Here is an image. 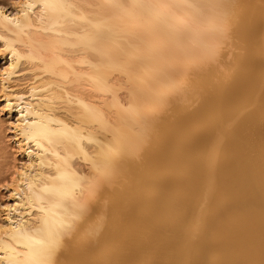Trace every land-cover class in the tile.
<instances>
[{
	"label": "bare ground",
	"instance_id": "obj_1",
	"mask_svg": "<svg viewBox=\"0 0 264 264\" xmlns=\"http://www.w3.org/2000/svg\"><path fill=\"white\" fill-rule=\"evenodd\" d=\"M243 3L241 0H0V59H6L5 65L0 68V264H116L120 250L114 243L115 200H120L124 210L127 199H131L129 196L136 195L138 189L134 187V181L138 178L133 175L132 168L138 167L141 170L147 166L146 170L148 168L151 170L153 167H148L149 164L161 163L160 156L163 154L156 153L160 154L162 149L164 150L162 152H165L171 144L166 146L167 148L164 147L166 149L160 148V140L164 136L172 137L164 130H170L174 124L175 129L181 125L180 123L177 125L179 120L176 122L172 119L180 118V122L183 120L189 125L191 120L199 116L215 115L220 119L216 125V133L219 136L223 135L222 138L226 142L224 144L225 140L212 138L219 142V145L215 142L218 146H211L213 150L218 151L216 147L224 144L231 153L239 156L243 152L251 151L264 157V115H256L253 120H245L243 126L234 130L230 128L228 122L237 114L241 117L240 107L234 105L236 100L244 96L250 98V95H253L251 93L259 90H255V87L264 89L263 77L255 76L257 80L253 81L256 86L253 87L254 83L250 85L249 76L252 78L255 73L251 72L252 68L246 67L244 61L247 56V61L249 57L250 61L257 63L254 48L250 51L248 46L260 36L255 30L258 26H255V29L252 27L254 34L247 27L253 22L251 18L257 20L261 14L259 9L257 7L254 9L253 6V8L249 6L253 10L251 14L248 12L249 15L243 14L242 9L247 6ZM256 33V37L253 36ZM239 44L248 45L244 47L245 49L248 47V51ZM186 76H190L188 78L190 81L182 84ZM206 83H208L206 87L209 86L208 89L211 91L213 88L215 92L208 95L203 102L200 101V105L195 106L197 109L192 108L194 111L186 110L182 103L197 96L195 92L203 89L204 94L208 93H206L208 89L204 91L203 87ZM250 86L253 89L251 91ZM263 92L264 90L257 92L258 97L260 93L263 95ZM249 98L245 106L250 102ZM259 103L264 107L263 97ZM153 108L154 111L159 110L158 113L155 112L156 115L154 111L151 113ZM3 114L10 118H7V115L4 118ZM7 131L12 133L11 138ZM167 132L173 134V129ZM179 141L178 139L177 142ZM142 143L147 144L145 147L148 152L137 159L140 152L134 149L140 147L139 144L142 146ZM142 152L143 150L140 154ZM211 152L214 155L215 151ZM133 154H137L134 157L137 160H132ZM211 161L214 162V158ZM205 168L208 169L209 166ZM205 168L203 167L204 170ZM130 170L133 173L129 176L137 178L131 179L129 183L134 187L130 189L131 191L127 183L129 177L127 173ZM212 170L205 173L212 174ZM213 173L215 174L214 171ZM208 174L203 180L210 179ZM153 176H148V179H155ZM199 179H195L196 183L200 181ZM138 180L140 182L141 178ZM208 182H205L207 185L203 187L209 188L210 185L213 187L211 181ZM259 182L257 180L254 184L255 188L259 186ZM117 183L122 186H118ZM259 184L264 186L262 182ZM170 185L175 186L170 183L167 187H171ZM116 186L124 187L123 191L118 189L117 194ZM245 187L242 189L246 190ZM252 188L251 192L254 194L256 191ZM187 189L189 193L190 188ZM259 189L264 191L261 187ZM243 190L240 193H244ZM138 191L142 193V190ZM202 193L209 192L207 190ZM245 194L243 197H246L242 201L243 209H238L240 211L238 216L241 215V219L250 222L253 236L250 241L248 240L250 243L248 249L240 244L238 255L231 257V260L237 263L264 264V225L261 222L264 217L263 197L253 196L252 193L247 197ZM261 196H264L263 192ZM255 197L257 200L260 198L262 203L260 201L256 203ZM237 199L239 201V197ZM240 201L238 205H241ZM185 205L187 207L188 204ZM197 205V210H201L199 204ZM211 208L209 210L213 212L214 209ZM235 208L231 209L233 210L231 212H234ZM202 209L205 214L207 207ZM198 213L200 215V211ZM159 216L161 217L158 215L155 223L153 222L156 226ZM191 216L194 214L191 213ZM189 217L186 219L191 220ZM159 225L161 227L162 223ZM191 227L190 224V229ZM191 232L193 231L190 230ZM146 233L142 232V236ZM161 233L155 236L160 238ZM173 238H169L168 241ZM244 238L245 236H242L241 239ZM123 240L127 239L124 237ZM158 240L149 242L148 249L153 250L159 245L164 249L161 245L163 243L159 244ZM138 244L134 246L135 249ZM166 245L168 246V243ZM144 246L140 245L141 249ZM170 248L168 249L172 250L173 247ZM157 253L154 259L148 257L149 264L163 262H160L159 258H163L162 251ZM197 255L202 263L205 258L202 260L200 258L204 255ZM136 256L139 257V254Z\"/></svg>",
	"mask_w": 264,
	"mask_h": 264
},
{
	"label": "rangeland",
	"instance_id": "obj_2",
	"mask_svg": "<svg viewBox=\"0 0 264 264\" xmlns=\"http://www.w3.org/2000/svg\"><path fill=\"white\" fill-rule=\"evenodd\" d=\"M245 1L247 2L246 4H245ZM256 1V2H255ZM241 2L244 4V5H247V6H244V10L242 9V11H243V14H246V15H249V14H251V11H253L252 10V8L254 7V9H255V7H257V9H259V13L261 14V15H259V17H257L256 19L257 20H255V19H252L251 18V22H252V20H253V22H252V24L254 25H249L247 28H250L251 30H252V33H253V28L252 27H254V29H255V26H258V27H256V31L259 33V37H257V39L256 40H254L253 42H252V46L250 45V46H248V45H246V46H248V47H250L249 49H250V51H252V48H254V53H258L257 55L255 54V57H256V61H257V63L255 62V64L253 63V61H250V59H249V57H248V61H247V56H246V58H245V60L244 61H246V67L247 68H249V69H251L252 68V70H251V72H253L254 71V73H252V74H254V75H252V74H250V75H252V78L249 76V83H251L250 85L252 86V84L254 83V85H253V87H255L256 85H255V81L257 80V79H255V76H256V78L257 77H263L264 78V65H262V63L264 64V0H241ZM250 2V3H249ZM254 4H253V3ZM259 3V4H258ZM258 5H259V8H258ZM252 7V8H250V7ZM249 9V10H248ZM251 9V10H250ZM241 11V9H240V13L242 12ZM246 11V13H244ZM261 11V12H260ZM249 14H248V13ZM261 17V18H260ZM259 19V20H258ZM248 21L250 20V19H247ZM255 20V21H254ZM257 21V22H256ZM250 22V23H251ZM258 23V24H257ZM258 28V29H257ZM259 30V31H258ZM255 31V32H256ZM263 31V32H262ZM254 34V33H253ZM256 35H257V33L255 34V35H253V36H255L256 37ZM263 35V36H262ZM262 36V37H261ZM263 41H262V40ZM257 41H259V42H257ZM256 42H257V44H256ZM260 42H261V44H260ZM242 44H244V43H242ZM256 44V45H255ZM240 45V44H239ZM246 46H241L240 45V47H246ZM248 47H247V49H248ZM257 48V49H256ZM259 48V49H258ZM242 49V48H241ZM240 49V50H241ZM245 49V48H244ZM244 49H242V50H244ZM247 49H245V51L247 50ZM248 51V50H247ZM256 51V52H255ZM259 51V52H258ZM242 52V51H241ZM244 52V51H243ZM245 53V52H244ZM245 55H247V54H245ZM249 56V55H248ZM263 56V57H262ZM261 57V58H260ZM1 61H0V68L2 67V66H4L5 65V61H6V59L4 60V59H0ZM3 60V61H2ZM250 61V62H249ZM248 62V63H247ZM251 64V65H250ZM250 65V66H249ZM258 65H260V67L258 66ZM230 66V65H229ZM258 68H257V67ZM256 68V69H255ZM254 69V70H253ZM260 75H259V74ZM262 73V74H261ZM190 76H186V77H184V81L183 82H181L182 84H187V83H189V81H190V79H188ZM211 78H214V77H211ZM187 79H188V81H187ZM187 82H186V81ZM250 80H252V81H250ZM253 80H255V81H253ZM263 81V87H264V79H262ZM258 81H260L259 79H258ZM261 82V81H260ZM261 82V83H262ZM208 85V83H206V84H204L203 85V87H205L204 88V91L206 90V88L208 89V87H206ZM251 86L249 87L250 89V91L251 90H253V89H251ZM203 87H201V88H203ZM263 87H262V89H263ZM255 90L256 89H259V90H257V91H254L253 93H251V94H253V95H250V98L249 97H241V98H239L238 100H236L235 102H234V105H237V106H239L240 107V109H241V112L239 113L240 115H241V117H239L238 116V114L236 115V116H234L232 119L234 120H232V119H228L229 121L228 122H230V128L231 129H237L239 126H243L242 124L244 123L245 124V120H247V121H249V120H253L255 117H256V115L257 116H262V115H264V107H261V105H260V103H259V101L262 99V97L264 98V94L262 95V93H260L261 95H259L260 97H258V93H259V91L261 92V91H263V90H260L261 89V87H258V88H254ZM202 91V92H201ZM211 91V89H208L207 91H206V93L207 94H204V92H203V89H200V91L198 90V92H195V95H197V96H194V97H192L191 98V100L190 101H186V102H183L182 104L183 105H185V108H186V110H188V111H194V109H197V107L200 105V101L201 102H203V100L206 98V97H208V95L210 96L211 94H213V92H215V90L212 88V91ZM256 92V94H254ZM258 92V93H257ZM198 93V94H197ZM202 93H203V95L204 96H202ZM210 93V94H209ZM250 93V92H249ZM264 93V92H263ZM206 95V96H205ZM254 95H256V96H254ZM254 96V98H252ZM198 97H200V98H198ZM203 97V98H202ZM247 98H249L250 99V102H247V106H245L246 105V100H247ZM197 99H199V101L197 100ZM193 100V101H192ZM253 101V102H252ZM193 103V104H192ZM240 104V105H239ZM197 105V107L195 108V106ZM242 105H243V108H242ZM249 107V108H248ZM189 108V109H188ZM191 108V109H190ZM192 108H194V109H192ZM248 108V109H247ZM156 109V108H155ZM245 109V110H244ZM250 110V111H249ZM154 111V108L152 109V111H151V113ZM158 112H159V110H157ZM156 110L154 111V113L155 112H157ZM185 110H184V108H183V112H184ZM244 111V113H245V115H243L244 113H242ZM157 112V113H158ZM153 113V114H154ZM157 113H155L154 115H156ZM256 113V114H255ZM7 115V114H6ZM6 115H4L3 114V116H4V118H6L7 116ZM249 115V116H248ZM246 116V117H245ZM252 116V117H251ZM237 117V119H235ZM7 118H10L9 116L7 117ZM248 118V119H247ZM206 119V120H205ZM218 119V120H217ZM173 121H176V122H178V120H179V122H178V124L177 125H179V123L181 124L180 126H178V130L177 129H175L174 128V126H175V124L173 125V127H170L171 129L170 130H168V129H165L164 131H172V129H173V134H171V132H165L166 134L167 133H169L172 137H166V136H164V137H166V138H161V142H160V148H164V147H168L169 146V144H171L170 146L172 147H168V149L165 151V152H162V151H164L163 149L161 150V149H159V150H161V153L160 154H158V152L156 153V155H161V154H163V155H161L160 157H161V163H159V165H155V164H153V165H148V167L150 166L152 169L151 170H149L150 168H148L147 170H148V172H147V170H146V168H147V166H145L143 169H141V170H139L138 169V167L137 168H132L131 170H134L133 172L130 170V171H128V175L127 176H129L130 175V173H133V175L135 176H137V178L138 179H140L141 178V180H140V182H139V180L137 179V178H135L132 174V177H134V179L133 178H131V176H129L127 179V183H128V185H129V183L131 182V179H133V180H135V179H137V180H135L134 181V187H137L136 188V190L138 189V190H142V193H140L138 190V193H137V191H136V195H134V194H132V195H130L129 197H131V199L130 198H128L127 199V203H126V208L124 209V210H122V208H124L123 207V204L120 202V200L118 199V200H115V221H114V243H115V245H117V247L119 248V250H120V252H119V254H118V257H117V259H116V264H118L119 262V264H125V263H127V264H133V262H135L134 264H138V262H140L139 264H149V259H154L155 257H156V255L158 254L157 253V251L158 252H160L161 253V251H162V253L161 254H164V255H162L163 256V258L161 259V257H159L160 258V262L161 261H163V262H161V263H159V264H246L245 262H239V263H237V262H233L232 260H231V257H233L234 255H236L237 253H239V251H238V247H239V245L241 244L242 245V247H245V248H247L248 249V247H249V245H250V243L248 242V240L250 241V239L252 238V236H253V234L251 233V231L250 230H252L251 229V224H250V222L249 221H244L243 219H241V215H240V217L238 216L239 214L238 213H240V209H243L242 208V205H243V203L244 202H242L244 199H245V197L246 196H244L243 197V195L245 194V192H246V194H247V197L249 196L248 194L250 193H252L251 195H253V196H259V197H263L264 198V196H261V194H262V192L264 193V191H262L261 189H259L260 187L264 190V186L262 187L261 186V184H259L260 182H262V185L264 184V157H261V155H257L256 153H251V151H249V152H243V154L242 155H238V154H233V153H231L230 151H229V149L228 148H226V147H224V144H225V142H226V140L225 139H223L222 137H224L223 135L222 136H219L217 133H216V128H217V126L216 125H218L219 124V118L218 117H216L215 115L214 116H199V117H197V118H195V119H193V120H191V124H189V125H186V123L182 120L181 122H180V118L178 119H172ZM200 120V121H199ZM202 120V121H201ZM211 120V121H210ZM169 121V120H168ZM172 121V124L174 123ZM204 121V122H203ZM214 121V122H213ZM231 121H233L232 123H231ZM170 122H171V120H170ZM170 122H168V123H170ZM212 122V123H211ZM211 123V124H210ZM197 124H199V125H197ZM239 124V125H238ZM170 126H172L171 124H169ZM169 125H168V127H169ZM194 125V126H193ZM210 125V126H209ZM193 126V127H192ZM236 127V128H235ZM186 128V129H185ZM194 128V129H193ZM199 128V129H198ZM208 128V129H207ZM214 130H213V129ZM229 128V129H230ZM180 129H182V130H180ZM190 129V130H189ZM263 129H264V125H263ZM183 130L186 132H183ZM194 130V131H193ZM178 133H177V132ZM181 131V132H180ZM199 131V132H198ZM151 132V131H150ZM175 132V133H174ZM189 132V133H188ZM194 132V134H192V133ZM205 132V133H204ZM213 132V133H212ZM219 132V131H218ZM152 133V132H151ZM181 135H180V134ZM202 133H204V134H202ZM208 133H210V134H208ZM7 134H9V138H11V135H12V133H10V131H7ZM169 134H167V135H169ZM183 134V135H182ZM186 134V135H185ZM213 134V135H212ZM143 135L145 136V134L143 133ZM142 135V136H143ZM173 135L175 136V137H173ZM206 135H208V136H206ZM216 135H218V136H216ZM189 136V137H188ZM190 136H192L191 138H193V140H194V142H192L193 140H190L191 138H190ZM202 136V137H201ZM183 137V138H182ZM207 137V138H206ZM170 138H171V141H170ZM201 138V139H200ZM212 138H221V139H223V140H225V141H223V145H222V143L220 144V145H222L221 147L219 146V147H216V148H218L217 150L218 151H216V149H212L211 148V146L213 145H215V146H218L219 145V142H216L217 141V139H212ZM163 139V140H162ZM166 139H167V141H166ZM172 139H174V140H172ZM176 139V140H175ZM180 140L179 142H177V140ZM183 139V140H182ZM187 139V140H186ZM211 139V140H210ZM220 139V140H221ZM214 140V141H213ZM216 140V141H215ZM175 141V142H174ZM186 141H187V143H186ZM200 141V142H199ZM202 141V142H201ZM207 141H209V142H207ZM165 142H167L166 144H165ZM183 142H184V144H183ZM191 142H192V145H191ZM206 142V143H205ZM218 143V145H216V143ZM173 143H175L174 145H172ZM176 143H177V146H176ZM178 143H180L181 144V146H180V144H178ZM189 143V144H188ZM215 143V144H214ZM159 144V143H158ZM163 144H164V146H163ZM147 144L146 143H142V146H141V144H139L138 146H140V147H137V146H135V148L137 147V149H134V151L135 150H138L140 153H141V151L143 150V152H142V154H140L139 152V154L141 155L140 157H138V155H137V157H136V155H134V156H132L131 158H132V160H135L136 158L137 159H140V158H142L144 155H145V153H147L148 151H147V146H146ZM190 145V146H189ZM203 145H204V147H203ZM146 146V147H145ZM175 146V147H174ZM166 147V148H167ZM188 147H189V151H187L188 150ZM139 148V149H138ZM166 148H164V149H166ZM183 148V149H182ZM194 150H193V149ZM215 148V147H214ZM140 149H141V151H140ZM169 149H171V150H169ZM197 149H199V150H197ZM205 149L207 150V152H205ZM223 150V152H222V150ZM178 150V151H177ZM226 150V151H225ZM133 151V153H135ZM168 151H169V154H168ZM171 151V152H170ZM181 151V152H180ZM192 153H191V152ZM211 151H215V153H214V155H213V153L211 152ZM137 152V151H136ZM185 154H184V153ZM190 152V154H187V153H189ZM165 153V154H164ZM172 153V154H171ZM196 153V154H195ZM206 153V154H205ZM209 153H211L210 155L211 156H209ZM249 153V154H248ZM251 153V154H250ZM132 154V153H131ZM179 154H181V155H179ZM206 156H205V155ZM208 154V155H207ZM225 154V155H224ZM249 155V156H247V155ZM256 154V155H255ZM192 155V156H191ZM246 155V156H245ZM168 156H169V158H168ZM176 158H175V157ZM179 156V157H178ZM184 156V157H183ZM199 156V157H198ZM208 156H209V158H208ZM236 156V157H235ZM258 156V157H257ZM134 157H136V158H134ZM159 157V156H158ZM164 157V158H163ZM165 157H167V159L168 160H166V158ZM186 157V158H185ZM190 159H189V158ZM197 157V158H196ZM206 157H207V159H206ZM214 158V162H212L211 160H213V158ZM226 157V158H225ZM249 157V158H248ZM256 157V158H255ZM130 158V159H131ZM187 158H188V160H187ZM193 158V159H192ZM201 158H203V159H201ZM210 158H212V159H210ZM235 158L237 159L238 158V160H235ZM261 158V159H260ZM136 159V160H137ZM175 159V160H174ZM195 159V160H194ZM197 159V160H196ZM208 159H210V161H211V163L209 164V160ZM169 160H170V162H169ZM173 160V161H172ZM185 160H187L186 162H185ZM205 160H207L208 161V165H207V161H205ZM222 160V161H221ZM174 161H176V162H174ZM178 161H179V163H178ZM182 161H183V163H182ZM202 161V162H201ZM228 161V162H227ZM234 161H235V163H234ZM236 161H237V163H236ZM248 161H249V164H248ZM190 162V163H189ZM217 162V163H216ZM227 162V163H226ZM260 164H259V163ZM181 163V164H180ZM189 163V164H188ZM204 163V164H203ZM206 163V164H205ZM216 163V164H215ZM230 165H229V164ZM239 163V164H238ZM251 163V164H250ZM253 163V164H252ZM180 165L181 166V168H180V166H177V165ZM187 164V165H186ZM244 164V165H243ZM176 165V166H175ZM186 165V166H185ZM212 165H214V166H212ZM249 165V166H248ZM166 166V167H165ZM189 166V167H188ZM208 166H209V168H208ZM211 166V167H210ZM220 166V167H219ZM258 166V167H257ZM170 167V168H169ZM172 167V168H171ZM184 167H185V169H184ZM203 167L205 168V167H207L208 169H206V170H204L203 169ZM230 167V168H229ZM241 167H243V168H241ZM166 170H165V169ZM168 168V169H167ZM178 168V169H177ZM214 169V170H212V169ZM231 168H233V169H231ZM245 168V169H244ZM262 168V169H261ZM155 171H154V170ZM156 169H158L159 170V172H158V170H156ZM161 169V170H160ZM177 169V170H176ZM190 169V170H189ZM229 171H228V170ZM247 169V170H246ZM259 169V170H258ZM164 170V171H163ZM182 170V171H181ZM185 170V171H184ZM208 170H212L211 172H212V174H214L213 173V171L215 172V174L214 175H212L210 172H207V173H209L208 174V179L211 181V183L213 184V187H212V185H210L209 186V188H211V191H209V188L208 187H203L204 185H207L205 182H208V181H205V180H203V178L205 179V177L207 176L206 174L207 173H205L206 171H208ZM220 170V171H219ZM223 170V171H222ZM245 170V171H244ZM139 171H140V173H139ZM178 171V172H177ZM240 171V172H239ZM258 171V172H257ZM263 171V172H262ZM138 172V173H137ZM142 172H144V173H142ZM150 172V173H149ZM152 172V173H151ZM166 172V173H165ZM177 173V174H175V173ZM180 172V173H179ZM182 172V173H181ZM228 172V173H227ZM243 172V173H242ZM252 172V173H251ZM257 172V173H256ZM136 173V174H135ZM146 173V174H145ZM155 173V174H154ZM173 173V174H172ZM141 174H143L142 176L143 177H141ZM145 174V175H144ZM147 174H149V175H147ZM172 174V175H171ZM190 174V175H189ZM211 174V175H210ZM234 174V175H233ZM237 174V175H236ZM151 175L153 176V177H156L155 179H151V178H149L148 179V176L149 177H151ZM161 175H163V176H161ZM167 175V176H166ZM171 175V176H170ZM176 175V176H175ZM192 175H194V176H192ZM200 175H202V176H200ZM253 175V176H252ZM145 176V177H144ZM160 176V177H159ZM180 176V177H179ZM200 176V177H199ZM225 176H227L225 179H224V177ZM165 177V178H164ZM170 177V178H169ZM172 177V178H171ZM176 177V178H175ZM192 177V178H191ZM196 177H199V178H196ZM256 178L257 180H258V185L259 186H256V188H257V190H256V188L254 187V184L255 183H257V180L256 179H254V178ZM163 178V179H162ZM167 178V179H166ZM241 178V179H240ZM244 178V179H243ZM248 178V179H247ZM151 179V180H150ZM173 179V180H172ZM192 181H191V180ZM195 179H199L200 181H198V182H201V183H196V181H195ZM207 179V178H206ZM212 179V180H211ZM253 179V180H252ZM153 180H155V181H153ZM165 180H166V182H165ZM176 180H177V182H176ZM194 180V181H193ZM202 180H203V182H202ZM229 180V181H228ZM234 180V181H233ZM245 180V181H244ZM250 180V181H249ZM254 180H256V182L254 181ZM150 181H151V183H150ZM183 181H184V184L185 185H183ZM188 181V182H187ZM209 181V182H210ZM248 181L251 183V182H254L253 184L251 183V185H250V183H248ZM156 182V183H155ZM186 182H187V185H186ZM208 182V183H209ZM222 182V183H221ZM233 182V183H232ZM239 182V183H238ZM132 183H133V181H132ZM139 183V184H138ZM141 183H143V184H141ZM174 184L175 186H171V187H167V184ZM226 183V184H225ZM229 183V184H228ZM230 183H231V185H230ZM244 185V186H246L245 188H246V190L247 189H250V191L249 190H243L242 189V187H244L242 184ZM245 183V184H244ZM118 184V183H117ZM148 184V185H147ZM150 184V185H149ZM164 184H165V186L167 187H164ZM180 184H181V186H180ZM191 184V185H190ZM200 184V185H199ZM120 184H118V186H119ZM139 185H140V187H139ZM152 185V186H151ZM197 185V186H196ZM209 185V184H208ZM248 185V186H247ZM118 186H116V193L118 194L119 192H118V189L119 190H122L123 191V189H124V187L122 188V187H120V188H122V189H120ZM120 186H122V184L120 185ZM130 187H129V190L130 189H132V188H134V187H132L133 185L131 184V185H129ZM143 186V187H142ZM182 186H183V188H182ZM192 186H193V188H192ZM217 186V187H216ZM236 186V187H235ZM241 186V187H240ZM251 186V187H250ZM118 187V188H117ZM155 187V188H154ZM197 189H196V188ZM203 187V188H202ZM253 187V188H252ZM140 188V189H139ZM161 188V189H160ZM186 188V189H185ZM187 188H190L189 189V191L191 192H189L188 193V189ZM200 188H202L201 190H200ZM204 188H208L207 190H208V192L209 193H202L203 191H207L206 189H204ZM213 188V189H212ZM232 188V189H231ZM251 188H252V190L255 188V190H253V191H256L254 194H253V192H251ZM145 189V190H144ZM179 189V190H178ZM194 189H196V190H194ZM237 189H240V190H237ZM151 190V191H150ZM186 190V191H185ZM193 190V191H192ZM199 190V191H198ZM217 191V194H215V192ZM242 190H243V192L244 193H240V192H242ZM261 190V192H259ZM131 191V190H130ZM145 191V192H144ZM156 191V192H155ZM167 191H168V193H167ZM186 193H185V192ZM233 191V192H232ZM249 191V192H248ZM155 192V193H154ZM178 192V193H177ZM197 192V193H196ZM232 192V193H231ZM150 193V194H149ZM159 193V194H158ZM185 193V194H184ZM219 193V194H218ZM235 193V194H234ZM257 193V194H256ZM259 193H261V194H259ZM145 194V195H144ZM169 194V195H168ZM228 194V195H227ZM240 194H242V195H240ZM245 194V195H246ZM158 195H159V197H158ZM178 195V196H177ZM202 195V196H201ZM218 195V196H217ZM224 195V196H223ZM133 196H135V198L133 197ZM140 196V197H139ZM145 196V197H144ZM180 196V197H179ZM226 196V197H225ZM232 196V197H231ZM240 196H241V198L242 199H240ZM117 197V196H116ZM137 197V198H136ZM171 197V198H170ZM176 199H175V198ZM187 197V198H186ZM213 197V198H212ZM218 197V198H217ZM239 197V201H240V203H241V205L239 204L238 205V198ZM250 197H252V196H250ZM256 197H255V199H256ZM165 198V199H164ZM174 198V200L172 201L171 199H173ZM208 198V199H207ZM217 198V199H216ZM220 198V199H219ZM244 198V199H243ZM262 198V202L264 203V199ZM136 199V200H135ZM163 199H164V201H163ZM170 199V200H169ZM212 199H213V201H212ZM222 199V200H221ZM228 199V200H227ZM139 200H141V201H139ZM187 200H189V201H187ZM208 200V201H207ZM216 200V201H215ZM221 200V201H220ZM235 200H237L236 202H235ZM159 201H161L160 203H159ZM167 203H166V202ZM172 203H170V202ZM178 201H179V203H178ZM186 201V202H185ZM191 201V202H190ZM256 203H257V201H260L261 202V199L260 198H258V200L256 199V200H254ZM129 202V203H128ZM145 202V203H144ZM155 202H157V203H155ZM175 202V203H174ZM182 202V203H181ZM185 202V203H184ZM188 202V203H187ZM217 202H218V204H217ZM219 202H221V203H219ZM225 202V203H224ZM260 202H258L259 204H260ZM261 202V203H262ZM192 203V204H191ZM210 203H211V205H210ZM216 204L215 206H213L214 204ZM224 203V204H223ZM136 204V205H135ZM140 204V205H139ZM164 204H165V206H164ZM178 204V205H177ZM184 204V205H183ZM185 204H188L187 205V207H186V205ZM197 204H199V208L201 209V210H197ZM213 204V205H212ZM220 204V205H219ZM234 204V206L236 207H232V205ZM169 205V207H166V206H168ZM175 205V206H174ZM191 205V206H190ZM203 205H205V207L203 206ZM134 206V207H133ZM138 206V207H137ZM178 206V207H177ZM179 206H180V208H179ZM188 206H189V208H188ZM222 206V207H221ZM231 206V207H230ZM239 206H241V208L239 207ZM137 207V208H136ZM140 207V208H139ZM142 207V208H141ZM154 207V208H153ZM173 207H174V209H173ZM188 208L187 210H185L186 208ZM190 207H192V209L194 210V212H193V210H191V208ZM207 207V212H209V213H207L206 212V210H205V214H204V211H202L203 209L202 208H206ZM211 207H213V212L211 211V210H209V209H212ZM216 207V208H215ZM218 207V208H217ZM171 208V209H170ZM233 208H235L234 209V212H231V211H233V210H231V209H233ZM118 209V210H117ZM133 209V210H132ZM161 210V212H160V210ZM163 209V210H162ZM170 209V210H169ZM172 209H173V211H172ZM228 209H230V210H228ZM237 209V210H236ZM239 209V210H238ZM117 210V211H116ZM130 210V211H129ZM138 210V211H137ZM164 210H165V212H164ZM169 210V211H168ZM183 210V211H182ZM191 210V211H190ZM235 210H236V212H235ZM166 211H167V213H166ZM180 211H181V213H180ZM200 211V215H199V212ZM201 211L203 212V214L201 213ZM227 211H229V212H227ZM239 211V212H238ZM177 212V213H176ZM187 212H189V213H187ZM210 212H212V213H210ZM223 212V213H222ZM227 212V213H226ZM154 213H156V214H154ZM183 213H186V214H183ZM191 213L192 214H194V216H191ZM166 214V215H165ZM189 214V215H188ZM210 214V216H208ZM212 214V215H211ZM231 214V215H230ZM234 216H233V215ZM237 214V215H236ZM144 215V216H143ZM148 215V216H147ZM155 215V216H154ZM158 215H161V219L158 217V222L156 221V224H157V226L154 224L155 223V220L157 219V216ZM195 215H197L196 217H195ZM203 215H205V216H203ZM151 216V217H150ZM166 216V217H165ZM168 216H169V218H168ZM171 216H173V217H171ZM188 216H190L189 218H192L191 220L189 219V220H187L186 218L188 217ZM201 216V217H200ZM202 216H203V218H202ZM228 216V217H227ZM264 216V215H263ZM153 217V218H152ZM171 217V218H170ZM130 218V219H129ZM137 218V219H136ZM145 218V219H144ZM156 218V219H155ZM181 218V219H180ZM197 218H198V220H197ZM207 218V219H206ZM132 219V220H131ZM140 219V220H139ZM154 219V220H153ZM159 219H160V221H159ZM167 220V224H166V220ZM173 219V220H172ZM193 219H194V221H193ZM196 219V220H195ZM203 219H205L206 221L204 222L203 221ZM124 220V221H123ZM164 220V221H163ZM146 221V222H145ZM173 221H175V222H173ZM184 221V222H183ZM186 221H188V222H186ZM205 223V225L203 224V222ZM210 221H211V223H210ZM129 222V224H127ZM133 222V223H132ZM149 222V223H148ZM152 222V223H151ZM154 222V223H153ZM165 222V223H164ZM196 222V223H195ZM201 222H202V224L204 225V226H202L201 227ZM261 222H262V224L264 225V217H263V220L261 219ZM150 223H151V226H150ZM162 223V225H161V227H160V225L159 224H161ZM187 223V224H186ZM189 223V224H188ZM214 223V225H211V224H213ZM165 224V225H164ZM171 224H172V226H171ZM175 224V225H174ZM180 226V227H178V225ZM190 224L192 225V227H191V229H190ZM199 224V225H198ZM218 224V225H217ZM235 224H236V226H235ZM261 224V225H262ZM143 225H145V226H143ZM188 225H189V227H188ZM198 225V226H197ZM221 225V226H220ZM119 226V227H118ZM164 226V227H163ZM187 226V227H186ZM195 226V227H194ZM216 229H213V227ZM218 226H219V228H218ZM146 227H148V228H146ZM153 227V228H152ZM157 227V228H156ZM158 227H160L161 229L158 231ZM184 227H186V228H184ZM207 227V228H206ZM150 228H151V230H152V232H150ZM165 230H164V229ZM172 228V229H171ZM184 228V229H183ZM201 228H203L202 230H201ZM212 228V229H211ZM131 229V230H130ZM137 229V230H136ZM167 229V230H166ZM169 229L171 230V231H169ZM177 229V230H176ZM243 231H242V230ZM135 230V231H134ZM147 230V231H146ZM156 230V231H155ZM185 230H186V233H185ZM190 230H192L193 232H191L190 233ZM211 230H213L212 232H211ZM164 231V232H163ZM167 231H168V234H167ZM177 231V232H176ZM189 231V232H188ZM207 231H208V233H207ZM215 231V232H214ZM136 232V233H135ZM142 232H144V233H149L148 234V238H147V233L146 234H143V236H142ZM159 232H162L161 233V237L159 238ZM166 232V233H165ZM217 232V233H216ZM243 232V233H242ZM115 233H117V234H115ZM124 233V234H123ZM129 233V234H128ZM154 233V234H153ZM158 233V237H156L155 236V234H157ZM172 233V234H171ZM175 235H174V234ZM209 233H211V235L213 234V235H215V237H212L211 235H209ZM219 233V234H218ZM153 235V238H152V235ZM164 234V235H163ZM186 234V235H185ZM218 234V235H217ZM240 234V235H239ZM249 234V235H248ZM122 235H123V237H122ZM151 235V236H150ZM162 235H163V238H165L164 239V241H163V238H162ZM251 235V236H250ZM130 236V237H129ZM137 236V237H136ZM139 236V237H138ZM150 236V237H149ZM155 236V237H154ZM165 236V237H164ZM168 236H170V237H168ZM219 236V237H218ZM242 236H245V238L244 239H241L242 238ZM124 237H125V239H127V240H123L124 239ZM133 239H132V238ZM141 237H143L144 239H142ZM146 237V238H145ZM168 237V238H167ZM175 238V241H176V245H174L175 244V241L173 242V240H174V238L173 239H171V240H169V241H171V242H173V243H171L170 242V244H172V245H170L169 244V241H168V239L169 238ZM117 240H116V239ZM129 238V239H128ZM156 238H159V240L158 239H156ZM167 238V239H166ZM187 238V239H186ZM209 238V239H208ZM214 240H212V239ZM216 238V239H215ZM131 239H132V241H131ZM134 239H136V241L134 240ZM146 239H147V241H146ZM211 239V240H210ZM156 240H158L159 241V244H161V243H163V244H161L162 246H164V249H162L163 247H160V245L159 246H157V247H155V248H153V250L150 248V249H148L149 248V246H148V243L149 242H151V241H156ZM178 240V241H177ZM187 240V241H186ZM198 240V241H197ZM202 240V241H201ZM206 241L205 242V244H204V241ZM247 240V241H246ZM131 241V242H130ZM142 241V242H141ZM146 241V242H145ZM201 241V242H200ZM135 243V244H133V243ZM209 242V243H208ZM212 242V243H211ZM247 242V243H246ZM139 243V244H138ZM143 245H142V244ZM166 243H168V246L166 245ZM184 243H186V244H184ZM128 244V245H127ZM136 244H138L137 246L140 248H138V247H136V249H135V247L134 246H136ZM199 244V245H198ZM209 244H212V245H209ZM245 244V245H244ZM140 245L143 247L144 245V248L143 249H141L142 247H140ZM174 245V246H173ZM205 245V246H204ZM207 245V246H206ZM133 248H132V247ZM170 246H172L173 248H172V250H169V249H171L170 248ZM194 246H195V248H194ZM202 246V248H198V247H201ZM227 246H229V247H227ZM123 247H126V249L125 248H123ZM167 247V248H166ZM188 247V248H187ZM193 247V248H192ZM204 247H206V248H204ZM130 248H132V249H130ZM169 248V249H168ZM220 248V249H219ZM138 249V250H137ZM160 249V250H159ZM166 249V250H165ZM168 249V250H167ZM173 249H175V250H173ZM197 249V250H196ZM201 249L203 250V251H201ZM222 249V250H221ZM137 250V251H136ZM144 250H146V251H144ZM152 250V251H151ZM156 250V251H155ZM165 250V251H164ZM206 250V252L204 253V251ZM228 250V251H227ZM236 250V251H235ZM133 251V252H132ZM223 251V252H222ZM126 252V253H125ZM132 252V253H131ZM139 252V253H138ZM164 252H166V253H164ZM189 252H190V255H189ZM194 252H195V255H194ZM203 252V254H201ZM225 252V253H224ZM231 254H230V253ZM135 253H136V255L137 254H139V257L138 256H136L135 255ZM153 253V254H152ZM175 253V254H174ZM122 254V255H121ZM126 254V255H125ZM130 254H131V256H130ZM152 254V255H151ZM197 254H199L200 256H202V255H204V257L202 256L201 258H200V260H202V259H204V260H202V263H201V261H199V259H198V255ZM214 254V255H213ZM224 254V255H223ZM227 254V255H226ZM125 255V256H124ZM129 255V256H128ZM140 255H143V257H140ZM154 255V256H153ZM179 255V256H178ZM181 255H183L182 257H181ZM205 255H207V256H205ZM238 255V254H237ZM153 256V257H152ZM195 256V257H194ZM199 256V257H200ZM120 257H121V259H120ZM123 257H124V259H123ZM128 257V258H127ZM134 259H133V258ZM148 257H149V259H148ZM166 257H168V258H166ZM181 259H180V258ZM126 258H127V260H126ZM132 258V259H131ZM141 260H140V259ZM143 258V259H142ZM165 259H166V261H165ZM168 259H169V262H168ZM171 259V260H170ZM175 259V260H174ZM120 260V261H119ZM135 260V261H134ZM182 260V261H181ZM186 262H185V261ZM223 260V261H222ZM119 261V262H118ZM131 261H132V263H131ZM136 261H138V262H136ZM142 261V262H141ZM154 261V260H153ZM164 261H165V263H164ZM173 261V262H172ZM181 261V262H180ZM216 261V262H215ZM130 262V263H129ZM159 262V261H158ZM200 262V263H199ZM208 262V263H207Z\"/></svg>",
	"mask_w": 264,
	"mask_h": 264
}]
</instances>
